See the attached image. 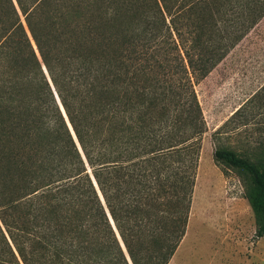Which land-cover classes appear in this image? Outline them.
<instances>
[{
    "label": "trees",
    "instance_id": "obj_1",
    "mask_svg": "<svg viewBox=\"0 0 264 264\" xmlns=\"http://www.w3.org/2000/svg\"><path fill=\"white\" fill-rule=\"evenodd\" d=\"M263 18L264 0H0V264H169L206 131L195 84ZM262 107L264 86L224 125ZM214 156L249 173L264 236V165Z\"/></svg>",
    "mask_w": 264,
    "mask_h": 264
},
{
    "label": "rangeland",
    "instance_id": "obj_2",
    "mask_svg": "<svg viewBox=\"0 0 264 264\" xmlns=\"http://www.w3.org/2000/svg\"><path fill=\"white\" fill-rule=\"evenodd\" d=\"M263 86L264 18L195 84L206 131L187 232L169 264H264V236L257 234L249 200L251 177L214 156L216 148H228L264 165V147H257L264 107L224 125Z\"/></svg>",
    "mask_w": 264,
    "mask_h": 264
}]
</instances>
